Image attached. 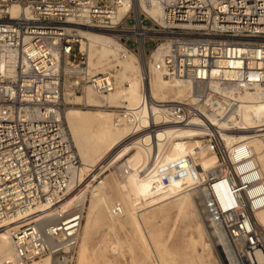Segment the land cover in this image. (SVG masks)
Listing matches in <instances>:
<instances>
[{"label":"built area","instance_id":"1","mask_svg":"<svg viewBox=\"0 0 264 264\" xmlns=\"http://www.w3.org/2000/svg\"><path fill=\"white\" fill-rule=\"evenodd\" d=\"M144 5L159 7L158 19ZM83 27L102 28L136 54L144 48L147 70L193 86L192 99L164 106L146 130L200 120L216 155L197 184L210 229L224 234L235 264H264V224L254 215L264 209L261 169L246 140L227 147L205 114L227 119L237 103L217 84L256 92L264 104V0H0V236L7 232L15 251L0 252V264L74 262L84 204L66 201L85 175L63 116L64 89L72 97L114 88L109 72L86 66ZM117 114L136 121L124 106ZM255 129L264 140V124ZM129 171L123 164L117 175ZM111 214H123L120 204Z\"/></svg>","mask_w":264,"mask_h":264},{"label":"bare ground","instance_id":"2","mask_svg":"<svg viewBox=\"0 0 264 264\" xmlns=\"http://www.w3.org/2000/svg\"><path fill=\"white\" fill-rule=\"evenodd\" d=\"M17 7L15 5L11 7L12 15L17 12ZM142 8L153 18L158 19L161 11L159 7L144 5ZM126 10V6L120 8L115 16L121 17ZM78 32L81 50L86 53V66L91 71L109 72L114 80V88L105 95H98L90 88H85L83 95H72L73 101L79 102L83 98L88 105L112 108L124 106L129 109L132 119L136 121L133 123L131 119L122 120L116 112H108L103 109L90 111L70 107L65 109L66 112L64 111V119L73 133L72 136L68 129L76 148V154L79 158L81 157L83 162V167L80 168L79 173L81 177L85 175L81 184L70 194L66 202L80 206L87 200V193L91 195L76 255V264H105L103 263L105 260L96 251L95 260L89 257V238L93 231L104 226L113 229L114 221L122 217L125 223L132 228L133 236L143 248L145 241L154 248L155 257L159 262L162 264H175L177 262L178 253L172 247L167 246L166 240L161 239L160 235L156 234L154 228L149 225L155 215L145 216V212H141L137 219L131 215L126 207L124 197L118 193L122 183L118 182L116 177L112 179L106 176L107 185L102 180L98 185L89 188L94 177L107 170L108 163L116 161L114 155L124 147L128 137L126 131L133 139L149 138L145 142H138L147 144L143 147H136L132 157L127 161L131 168L136 169L138 175L147 181L148 205L152 206L164 199L172 198L173 195H181L179 206L174 212L176 219L186 213L184 204L188 199L193 204L195 212L200 217L202 214L205 217V223L204 221L202 223L200 219V224L197 226L202 252L196 251L197 239L195 236H190L187 246L183 249L182 260L186 261L191 258L198 263L204 262L201 253L206 251L209 253L211 249V243L205 239V236L209 235L213 245L218 246L217 248L221 251L225 264H235L228 257L224 234L218 230L210 229L208 213L199 189H197V196L199 192L200 202L193 195L198 187L197 184L200 182L198 177L200 171L204 173L213 168L216 162L214 152L208 150L205 140L193 139L196 136H204V128H202L203 125H200V120L194 118L187 125L160 124L157 125L153 134L150 136L146 134L147 127L152 126L151 120L153 118L159 119L158 113H161L164 106L192 99L193 86L187 82L164 79L151 64L148 65L147 70L143 64L144 48L140 49L139 54L127 50L102 28L83 27ZM216 88L235 97L237 103L234 110L228 114L227 119L219 121L214 114L209 112L205 113L207 118L215 124L213 126L219 128L227 147L243 139L247 141L250 149H252L255 163L261 169L260 172L264 179V140L255 134L257 131L255 128L264 124V104L256 92L237 91L233 87H222L219 84L216 85ZM64 97L66 100H71L69 90H66ZM228 120L239 125H227ZM168 134L171 135L159 138V136ZM175 138L189 139L178 142L171 140L165 144H157V141ZM155 155L156 158L153 161ZM150 157L152 163L149 162ZM146 164H148L146 167L148 171L144 174L140 173V169ZM175 164L180 167L177 171H179L181 178H176L172 173ZM112 195L119 199L112 200ZM116 204H120L123 208L121 216L111 214V207ZM254 215L259 223L264 224V209L256 211ZM162 220L158 219L159 222ZM0 240V252L3 255L13 257L15 251L7 232H2ZM106 244L110 246L113 253L130 252L132 246L131 243L124 244L119 240L110 242L103 240L101 249ZM224 256H227V260ZM51 262L50 258L45 257L33 264H51ZM112 264H129V262H119L118 259H115Z\"/></svg>","mask_w":264,"mask_h":264},{"label":"rangeland","instance_id":"3","mask_svg":"<svg viewBox=\"0 0 264 264\" xmlns=\"http://www.w3.org/2000/svg\"><path fill=\"white\" fill-rule=\"evenodd\" d=\"M95 72H102V71L98 70ZM64 92H66V89H64ZM72 97H71V100L68 101L69 103L67 105L66 110L70 107H74L77 109L90 110V111H96V110L103 109V110H107L108 112L114 111L117 113L119 109V107L112 108V107H105V106L100 107V106L93 105V104L88 105L86 100L83 98L79 100V102H75L73 101ZM66 124H67L66 126L68 127L69 131L71 132L73 136L72 130L69 128L67 121H66ZM146 132H147L146 133L147 135L149 136L151 135L149 131L146 130ZM126 134L128 137H127L126 143L124 144V147L121 148L120 151H118V153L114 155L116 161L112 163L111 162L108 163L107 170H105L102 174H98L96 177H94V181L93 180L91 181L90 184L92 185L89 188H92V186L98 185L99 184L98 181H102V180H103V183L107 185V180L105 179L106 176H109L112 179L116 177L117 181L122 183L121 187L118 189V193L119 195H122L124 197V200L126 201V207L127 209H129L131 215L135 216L136 219H137V216L141 212H145L144 213L145 216H152V215L156 216V218L154 216V218L151 219L149 225H151L154 228V231L156 232V234L160 235L161 239L166 240L167 246L172 247V249L178 253L177 262L175 264H217V263L225 264V261L223 260L222 255H221V251L217 248L218 246L213 245L209 235L205 236V239L209 243H211V249L209 253L208 251L201 253L203 254L202 256H203L204 262L201 261L200 263H198L195 260H192L191 258H189L186 261L182 260L183 249L185 246H187L186 244L190 236H195V238L197 239L196 244H195L196 251H198L199 253L202 252L201 243L199 239L200 235H199L197 226L198 224H200V221H202V223L204 221L205 223V220H204L205 217L203 214L200 217L195 212L193 204L188 199V201H186L184 204L186 213L184 215L179 216L178 219H176L174 216L175 214L174 212L176 211L177 206H179L178 203L181 200V195H175V196L173 195L172 198L164 199L159 203L153 204L152 206L148 205L149 203H148V198H147V189H148L147 181L145 178L140 177L136 169L131 168V165H129L127 161L132 157V154L135 152L136 147H140V146L143 147V145L147 144V143H138V142H145L149 140V138L146 137V138H141V139H133L131 136H129V133L127 131H126ZM170 135L171 134L159 136V138L166 137V136L168 137ZM187 139L189 138L165 139V140L157 141V144H165L166 142H170L171 140L178 142V141H185ZM193 139L202 141L203 139H205V137L202 135V136H196ZM214 156L216 158L215 154ZM79 161L82 164L80 165V168H81L83 167V162L81 161V157L79 158ZM123 164L130 171L128 172L127 175L123 177H119L117 175L118 174L117 168ZM173 166H174L173 167L174 171L172 172L173 175H175L176 178L177 177L181 178L179 171H177V169L179 170L180 168L179 165L177 166V164H175ZM203 175L204 173L200 171V173L198 174L200 181ZM197 189L199 188L198 187L196 188V191L193 192V195L197 197L198 199L196 200L200 202V199L198 197L199 192L197 196ZM193 195L192 197H194ZM118 199L119 198L117 196L112 195V200H118ZM90 200H91V195L87 193V200H85L84 205H83L84 214H83V220H82L81 229H80V233L78 237L79 243H80L81 236L83 233V228H84V224L86 221V217H85L86 210H87ZM158 219H163V220L159 222ZM114 223L115 224L113 225L114 226L113 229H110L109 227L107 228L104 226L91 233V236L89 238L90 240H89V250H88V254L91 259L95 260L96 257L94 256V254H96L95 253L96 251L97 253L100 254L102 259L105 260V262H103L105 264H112L115 259H118L119 262L121 261L129 262V264H162L155 257L156 251L154 250L153 247L149 246V244H147L146 241L144 242L145 244L144 248L141 246L138 240L133 236L132 228L128 224L125 223V220L123 217L114 221ZM115 239L119 240L120 242L124 244L131 243L132 245L131 251L130 252L125 251L123 253H113L112 250L110 249V246H108V244H106V246L101 249L103 240L110 242V241H116ZM79 243L77 245L76 254L73 260L74 262H72V264H76L77 262L76 255H77V251L79 248ZM42 259L33 261L32 263H29V264H33L34 262L41 261Z\"/></svg>","mask_w":264,"mask_h":264}]
</instances>
